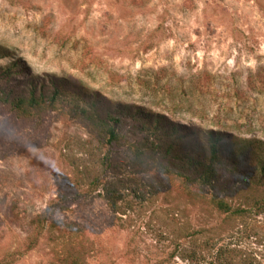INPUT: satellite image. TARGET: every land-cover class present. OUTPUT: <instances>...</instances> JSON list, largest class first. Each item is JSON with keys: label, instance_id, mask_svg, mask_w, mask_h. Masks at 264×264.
<instances>
[{"label": "rangeland", "instance_id": "374dc122", "mask_svg": "<svg viewBox=\"0 0 264 264\" xmlns=\"http://www.w3.org/2000/svg\"><path fill=\"white\" fill-rule=\"evenodd\" d=\"M0 47L13 57L0 67L28 73L10 87L68 78L113 104L125 139L96 140L71 94L35 122L0 106V264H62L70 240L86 264H264V172L221 170L202 188L171 165L139 172L127 145L144 136L124 116L138 106L264 142V0H0ZM214 198L247 212L222 214Z\"/></svg>", "mask_w": 264, "mask_h": 264}, {"label": "trees", "instance_id": "16d2710c", "mask_svg": "<svg viewBox=\"0 0 264 264\" xmlns=\"http://www.w3.org/2000/svg\"><path fill=\"white\" fill-rule=\"evenodd\" d=\"M0 58H12L11 53L0 47ZM28 75L20 61L12 60L7 67H0V81L5 87L0 89V106L18 120L39 121L41 117L55 110L58 99L64 94L84 103L75 105L71 111L80 119L88 133L96 140L103 137L106 144L112 145L125 140L119 131L122 117L112 111L111 102L98 93L90 95L82 86L68 78L45 76L43 81L31 79L25 90L10 87L8 84L16 75ZM124 116L131 119L133 134L144 137L138 142L129 143L128 158L139 172L147 170H168V165L189 173L187 182L202 188L217 181L221 170L229 172L245 170L248 166L264 172V142L257 140H237L233 136L215 131L182 129L164 115L138 106L125 107ZM213 205L222 214L242 216L247 211L232 208L224 200L214 198ZM264 213V203L258 207ZM46 214L36 216L31 221L33 233L29 237V248L37 243L45 230ZM60 231L67 225L57 223ZM62 231V232H63ZM88 253L84 245L70 240L63 247L62 264H86Z\"/></svg>", "mask_w": 264, "mask_h": 264}]
</instances>
